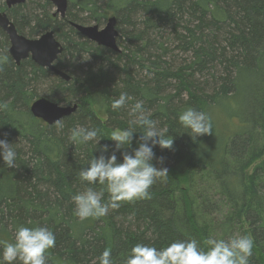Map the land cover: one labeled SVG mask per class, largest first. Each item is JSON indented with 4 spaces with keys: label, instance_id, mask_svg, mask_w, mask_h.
Returning <instances> with one entry per match:
<instances>
[{
    "label": "trees",
    "instance_id": "1",
    "mask_svg": "<svg viewBox=\"0 0 264 264\" xmlns=\"http://www.w3.org/2000/svg\"><path fill=\"white\" fill-rule=\"evenodd\" d=\"M51 10L47 0L11 10L0 4L20 34L55 33L64 46L56 67L71 78L66 82L30 59L17 66L0 29V55L8 56L0 72V104L8 105L0 109V139L16 152L15 168L0 156V241L14 243L21 226L46 227L55 236L46 264H99L106 249L112 264H126L137 244L160 250L196 239L207 251L209 238L247 236L253 240L249 264H263L264 0H69L65 19ZM112 17L120 52L71 26L103 27ZM122 93L132 99L113 110ZM40 98L79 108L62 128L48 126L30 112ZM137 101L157 129L173 137L171 150L153 148V166L168 168L169 175L152 186V199L80 221L75 195L92 187L104 191L103 202L109 198L104 186L82 181L80 172L101 148L111 155L117 130H135L132 144L116 153L118 162L139 147L145 129L130 115ZM189 108L210 118L212 135L192 139L179 121ZM77 126L96 130L99 144L71 141ZM0 264H6L3 244Z\"/></svg>",
    "mask_w": 264,
    "mask_h": 264
},
{
    "label": "clouds",
    "instance_id": "2",
    "mask_svg": "<svg viewBox=\"0 0 264 264\" xmlns=\"http://www.w3.org/2000/svg\"><path fill=\"white\" fill-rule=\"evenodd\" d=\"M8 62L7 55H0V72ZM132 98L126 93L112 103L113 110H119L127 105ZM7 103L0 104V109H7ZM134 117L131 121L145 131L140 136L139 147L133 153L123 152V162H118L117 152L130 146L133 142L135 130H117L113 132L111 140L115 148L110 156H106L107 146L100 149L101 155L93 157L86 170L80 172L82 181L89 185L97 182L104 186L108 193V201L103 202L104 191L97 192L92 187L75 195L73 201L76 206V216L80 221L89 218L99 219L108 215L110 210H118L122 204H135L137 201L152 199L150 189L157 181L166 180L169 172L166 167L157 168L152 161L155 158L153 148L157 145L161 149L173 148V137L166 136V129L158 130L156 122L149 119L145 112L143 101H137L130 111ZM180 123L192 133L195 141L197 137L212 135L211 121L203 112L192 108L179 116ZM56 124L62 128L60 121ZM5 137L7 134H4ZM71 141L87 144L97 139V131L77 126L71 130ZM0 156L8 168H15L16 152L7 139H0ZM158 163L163 165L161 157ZM15 242L0 241L3 244V260L6 264H46V254L55 247V236L46 227H19ZM208 250L204 251L196 239L188 242H173L169 246L157 250L155 247L137 244L132 249L131 258L126 264H249L252 256L253 240L247 236L233 237L228 240L209 238L206 241ZM99 264H112L111 249H106L99 257Z\"/></svg>",
    "mask_w": 264,
    "mask_h": 264
},
{
    "label": "water",
    "instance_id": "3",
    "mask_svg": "<svg viewBox=\"0 0 264 264\" xmlns=\"http://www.w3.org/2000/svg\"><path fill=\"white\" fill-rule=\"evenodd\" d=\"M7 5H23L27 0H6ZM56 9L55 14L66 17L69 7V0H47ZM83 37L98 45L115 52H120L118 46L119 31L117 29L116 17L110 18L106 25H81L71 23ZM0 29L8 36L10 47L9 55L17 66L24 60L30 59L39 67L50 70L56 76L69 82L70 76L56 67L58 58L64 51V46L60 43L53 31H48L39 38L30 39L20 34L16 25L11 21L6 12L0 11ZM79 106H62L47 98L35 100L30 106V112L36 119L41 120L48 126L55 125L57 121H62L70 117L78 110ZM168 169V168H167Z\"/></svg>",
    "mask_w": 264,
    "mask_h": 264
},
{
    "label": "rangeland",
    "instance_id": "4",
    "mask_svg": "<svg viewBox=\"0 0 264 264\" xmlns=\"http://www.w3.org/2000/svg\"><path fill=\"white\" fill-rule=\"evenodd\" d=\"M51 13H52V10L50 11ZM53 12H55V10H53ZM90 25H93V24H90ZM25 36V35H24ZM41 36V35H40ZM39 36V37H40ZM26 37V36H25ZM39 37H34V38H30V39H36V38H39ZM28 38V37H27ZM59 41V40H58ZM60 42V41H59ZM60 43H62V42H60ZM118 46L120 47V45H119V38H118ZM215 121H216V127H217V130L218 131H220V129L222 128V126H221V124H220V120H219V118H218V116L216 115L215 117ZM217 118V119H216ZM236 122V120L235 119H233V120H231V123H232V125L234 124ZM257 164V163H256ZM256 164H254L249 170H248V174L250 175L251 174V172L253 171V169H254V167H255V165ZM258 254H259V256L261 257V259H262V262H263V264H264V254H260L259 252H258Z\"/></svg>",
    "mask_w": 264,
    "mask_h": 264
},
{
    "label": "flooded vegetation",
    "instance_id": "5",
    "mask_svg": "<svg viewBox=\"0 0 264 264\" xmlns=\"http://www.w3.org/2000/svg\"><path fill=\"white\" fill-rule=\"evenodd\" d=\"M2 3V6L3 7H6L7 8V10H11V8H13V7H16V6H20V5H16V6H11L10 8L8 7V5H7V1L6 0H0V4ZM53 10H55V12H56V9L53 7V5H52V14L54 15V17L56 18V17H59L60 19H65V18H62L61 17V15L60 14H55V12H53ZM3 12V11H2ZM6 12V11H5ZM7 13V12H6ZM7 15H8V13H7ZM8 17H9V15H8ZM10 18V17H9ZM12 21V20H11ZM13 22V21H12ZM14 23V22H13ZM15 24V23H14ZM18 30V29H17ZM51 31V30H50ZM19 32V31H18ZM46 32H48V31H46ZM45 32V33H46ZM44 34V33H43ZM42 34V35H43ZM7 36V35H6ZM7 38H8V36H7ZM57 38V37H56ZM57 40H58V38H57ZM8 41H9V38H8ZM9 47H10V41H9ZM8 54H9V52H8ZM10 56V55H9Z\"/></svg>",
    "mask_w": 264,
    "mask_h": 264
},
{
    "label": "bare ground",
    "instance_id": "6",
    "mask_svg": "<svg viewBox=\"0 0 264 264\" xmlns=\"http://www.w3.org/2000/svg\"><path fill=\"white\" fill-rule=\"evenodd\" d=\"M63 106V105H62Z\"/></svg>",
    "mask_w": 264,
    "mask_h": 264
}]
</instances>
